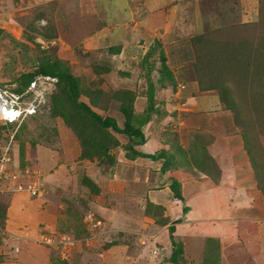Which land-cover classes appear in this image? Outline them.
<instances>
[{"label": "rangeland", "instance_id": "374dc122", "mask_svg": "<svg viewBox=\"0 0 264 264\" xmlns=\"http://www.w3.org/2000/svg\"><path fill=\"white\" fill-rule=\"evenodd\" d=\"M87 1L84 0L86 3ZM97 1L98 17L100 21H103L105 9L102 2L110 3L108 0ZM143 1L131 0L133 16L130 14L132 18L124 17L123 30L140 32V34L150 32L147 3ZM65 2L66 0H0V23L8 22L11 27L24 29V31H7L11 36L0 41V85H21L18 80L25 73L35 70L39 58L46 52L60 57V48L65 47L68 50L67 56L61 59L67 61L71 72L80 79L83 87L101 88L107 92L126 87L125 89L133 88L132 91L145 94L148 90L145 74L149 73L147 75H152L151 77L155 80L156 72L151 73V69L157 71L161 65L158 59L159 52L148 58L146 65L142 64L146 59L144 52L153 45L154 42L152 43L150 39L154 37L147 35L149 38L146 40L141 38L139 33L134 35L132 41H135L137 50L131 53L126 51L118 56H114V53L107 48L99 52L96 50L88 52L83 44L76 41V34L71 35L74 31L72 27L85 23L91 18L93 20L97 18L81 15V12L87 11V6L83 3L76 17L75 11L70 12L71 8L67 7ZM177 2L182 8L176 14H179L180 20L187 23L184 25L182 20L176 22L172 31H194V21L191 15H188L193 0H177ZM208 2H204L206 7L209 6ZM251 4V6L242 7L243 10L248 9L250 13L244 11V18L238 16L237 23L227 17L230 10L225 13L226 11L220 9V18H218L222 20L216 21L219 23L218 28L206 32L210 33L211 52L208 51L210 46H205V51L202 49L195 51L193 39L197 36H191L188 39L189 36L179 34L168 42L170 44L175 42V39L183 37L182 42L190 40L187 45L190 46L189 53L184 46L178 47L179 49L182 47L184 51L173 48L174 46L166 50L169 55L167 64L171 70L175 71L176 91L181 89L180 92L176 96L167 92L168 88L167 90L159 89L156 92L159 93L157 101L165 99V105L161 104L160 109L166 111L169 108V111L173 113V116L162 121L161 126L168 128L170 140L175 141L182 150H187L192 144H198L202 148L203 144H208L212 140V135L204 134L200 129L201 124L195 123L198 118L197 122L201 121L200 118L204 117L203 113L200 114L198 109L193 107V100L188 102L186 98L187 93L201 94L205 97L211 95L207 93L210 90H201L199 84L198 87L195 85L194 88H190L194 85L191 84L192 81L200 76L206 81L204 86H209L213 80L219 79L221 80L219 84L228 86L234 96L244 100L242 105L245 114L240 117V121L243 126L249 127L248 130L252 132L251 134L249 132V141L260 145L259 154L264 157V0H256ZM239 5L238 12L241 10V4ZM198 6L204 5L200 3ZM236 9L233 8L231 12L233 16ZM72 13L73 16H71ZM171 14L174 15V13ZM57 17H62L63 23L68 24L67 28L61 27V30L64 29L61 32L57 27ZM206 25L202 26V30L208 28ZM166 27L158 25L151 32L166 33V30L168 31ZM44 30L51 36L56 34L57 38L44 39L41 36ZM162 43L160 42L161 48ZM229 53L231 56L227 59ZM210 56L216 64L215 68L207 64ZM101 67H109L110 72H98L97 69ZM126 72L129 76L125 75ZM208 80L210 81L207 82ZM181 86H184V89ZM211 91L216 95L218 93L215 90ZM81 99L88 101L85 96ZM141 102L145 105V100ZM110 107L118 108L117 102ZM207 108L208 106L205 105L202 109L205 111L208 110ZM193 109L195 110L192 111ZM50 111V106L46 103L35 117L20 126H7L3 130L4 138L0 141V150L2 151L8 144L10 149L6 157L9 159L8 162L0 160V173L4 175V180L0 182V210H3L2 213L0 212V236L6 233L3 226L4 210L10 198L13 194L22 193L25 195L23 204H28L29 198L35 204L34 207L46 210L49 215L60 213L59 216H62V219L57 230L66 231V234L74 236L78 241L73 246V250L69 248L66 250L67 255L63 258L55 244L49 245L44 242L42 239V235H45V232H42L44 228L40 229L42 233L40 232L35 243L49 250L52 264L64 262L101 264L102 261L109 263L110 259L118 257L120 253L125 260L122 264H172L170 262L172 240L169 226H166L167 222L163 224L159 221L166 218L165 213L155 215L154 212L157 210H152L151 216H148L145 209L148 197L143 193L144 188H141V184L145 182L142 178L146 176V173L139 174L137 177L135 167L127 166L123 170L127 171L129 168L131 172L128 173L125 188L120 182L123 180L119 178L118 185L105 187L104 178L109 176L110 179H114L111 173L117 174L116 170L110 172V167L99 165L96 160L91 162L81 159V146L79 142L77 144L76 135L61 118H54ZM68 131L75 136L76 140L73 144H70L72 140L69 139ZM188 138L192 139L189 144ZM119 148L123 149V146L113 151ZM115 153L119 154V152ZM182 157L184 158L180 155V159ZM133 165L140 166L135 163ZM86 178L100 187L99 194H93L83 184ZM33 185L39 188L37 194L30 192ZM157 213L160 212L157 211ZM175 220L178 221V218ZM98 221L101 222L100 225L96 223ZM57 230L56 228L47 229V232L58 237ZM173 236L175 240L180 239L174 233ZM108 254L113 257H107ZM188 261V264L199 262ZM110 264L113 263L110 262Z\"/></svg>", "mask_w": 264, "mask_h": 264}, {"label": "crops", "instance_id": "0c3cea01", "mask_svg": "<svg viewBox=\"0 0 264 264\" xmlns=\"http://www.w3.org/2000/svg\"><path fill=\"white\" fill-rule=\"evenodd\" d=\"M80 1L66 0L65 5L71 8L70 12L75 11L77 17L83 3L87 6V11L81 12V15L97 18L94 20L91 18L93 21L87 20L85 23L72 27L74 31L71 32V35L76 34V41L83 44L88 52L95 50L99 52L103 48L110 49L112 47L120 48L119 52H113L114 56L124 54L126 51L134 52L137 50L135 48L137 45L135 41H132V38L139 33L140 37L142 36L141 38H146V40L149 38L147 35L154 37L150 39L152 43L155 40L163 42L162 51H165L166 57H169L166 51L168 47L184 46L189 53L190 46L187 45L191 36L205 34L218 28L219 23L216 21L220 18V9L226 11L225 13L230 10L227 17L237 23L239 21L238 16L244 18L243 12L249 11L248 9L243 10L242 7L251 6V3L256 0H193L188 15H191L190 17L194 21V31H172L173 25L182 20L178 18L179 14H176L182 8L177 0H170L171 2L169 0H144L145 4L147 3L146 9L148 10L150 27V32L146 31V34L123 30L124 17L132 18L133 16L131 0H108L110 4L102 2L105 9L103 21H100V17H98L97 0L89 2L86 0L87 3L84 0ZM165 2L166 4H164ZM204 2H208L209 6L206 7ZM200 3H203L204 6L199 7L198 4ZM239 4H241L240 13L238 12ZM233 8H237L234 16L231 13ZM60 19L61 21H59ZM182 21L184 25L187 23ZM56 22L60 32L64 30H61V27L67 28L68 26L67 22L63 23L62 17H57ZM203 23L204 25L207 24V29L202 30ZM158 25L167 26L168 31L166 30V33L163 31L151 32ZM191 25L193 26V24ZM15 27H11L8 22L0 23V28L6 31H24V29H20L21 27ZM179 34L180 36L184 34L189 36L188 39L185 38L188 41L182 42L183 37L178 40L175 39L173 43H168L169 40ZM181 49L178 48V50ZM182 50L184 51V49ZM147 51L145 50L144 54ZM59 52L60 58H63V56H67L68 50L61 47ZM171 71L175 75V71ZM128 72L125 73L126 76H129ZM191 84L194 85L190 88H194L195 85L198 87L197 80H193ZM181 87L184 89V86ZM167 88L169 89L167 92L173 93L175 96L181 90L179 89L177 92L170 86L163 89L167 90ZM128 89L133 90V88ZM207 93H211V95L205 97L201 94L187 93L186 98L188 102L193 100V107L195 106L200 114L203 113L204 117L200 118L201 121L197 122L198 118L195 123L201 124L200 129L204 134L212 135V140L208 144L205 143V148L218 166L219 175L207 174L206 171H199L187 164L162 171L164 157L157 160L137 157L131 160L126 157V151L119 148V150L112 151L117 158L115 165L110 167V172L116 170L117 174L111 173L114 179H110L109 176L104 178V186L118 185L119 178L123 180L120 182L125 188L128 173L131 171L129 168L127 171L123 169L127 166L135 167L134 171L137 177L139 174L146 173V176L142 178L145 181L144 184H141V188H144L142 191L148 197L149 202L164 208V216L168 219L166 226H169V229L171 226L175 227L174 234L180 237L176 241L184 244L185 259L199 261L198 264H202L208 240L212 239L217 241L220 246V264H264V193L258 187L255 170L251 164L240 129L235 123L234 115L224 108L216 93L211 90ZM137 94L134 103L135 111L136 113H143L148 106L147 97L146 94ZM157 94L159 95V93H156L155 100L158 112L152 115L151 121L144 128L146 142L143 145L135 146V149L143 154L151 155L164 152L167 156L175 155L176 159H180L178 148L175 146L177 144L170 140V134L167 133L168 128L161 126L162 121L173 116V113L169 111V108L166 111L160 109L161 104L165 105V99H159L160 102L157 101ZM142 100H145V105L142 104ZM117 105H119L118 102ZM205 105L208 106V110L204 111L202 108ZM100 113L103 116L115 118L118 126L123 128L124 117L118 108L109 107L107 111ZM110 131L113 133L111 129ZM68 133L70 134L69 131ZM68 133L66 132V135ZM72 134H70V138L67 136L72 140L70 144L76 140ZM113 134L122 146L128 143L129 138L126 135L115 132ZM188 139L189 144L192 139ZM78 142L77 139V144ZM115 152H119V154L117 155ZM183 159L182 157L181 161ZM133 163L141 167L133 165ZM101 186L103 185L101 184ZM142 191L138 190L141 193ZM24 197L25 195L22 193L13 194L4 211L3 226L6 233L0 236V261H2L0 264H52L49 250L35 242L39 238L40 229L44 228L42 232L45 234L48 233L47 229L56 228L57 230L62 216H59L60 213L49 215L46 210H39L36 206L34 207L35 204L29 198L28 204H23ZM173 218H178V221ZM109 256L113 257V255L108 254L107 257ZM107 257L106 259H108ZM110 262L113 264L124 263L123 254L120 253L118 257H113L109 263L102 261L101 264H110Z\"/></svg>", "mask_w": 264, "mask_h": 264}, {"label": "trees", "instance_id": "16d2710c", "mask_svg": "<svg viewBox=\"0 0 264 264\" xmlns=\"http://www.w3.org/2000/svg\"><path fill=\"white\" fill-rule=\"evenodd\" d=\"M7 36L10 37V33L0 28V41ZM41 36L47 40L57 38L56 34L51 36L46 30L41 33ZM209 36L210 33H205L198 35L193 39V47L195 48V51L201 49L205 51L204 47L210 46L211 43L209 41ZM208 48H210L208 51L211 52V46ZM109 51L119 52L120 48L112 47ZM156 52H159L158 59L161 62V65L157 71L151 69V73L156 72L155 80L151 77L152 75H147L149 73L145 74V76H147L148 84V90L145 93L148 106L143 113H136L135 111L134 103L138 95L136 91L123 88L107 92L101 88L83 87L80 79L71 72L67 61H64L60 57H56L54 53L49 52H46L45 55L39 58L35 70L22 75V78L18 80V82H21V85L18 86L16 91H23L38 75H47L57 79V89L49 98L50 100H48L47 106H50L51 115L54 118H61L66 126L76 135L81 146V159H87L90 161L97 160L99 165H106L108 167L114 166L116 163V157L113 155L112 151L121 146L119 140L113 134L115 132L124 134L129 138L128 143L123 146V150L126 151V157L128 159L134 160L137 157H144L151 160H157L164 157L162 171H166L167 169L182 164H187L189 167H195L199 171H206L207 174L214 173L219 175L220 170L214 159L210 157L205 148V144H203L202 148H200L198 144H192L187 150H182L178 147V144L175 145L178 148V154L185 158L182 161L181 159H176L175 155L167 156L164 152H161L158 155H151L143 154L135 149V146L143 145L146 142L144 128L151 121L152 115L158 112L155 100L156 92L167 85H170L173 90H176L177 87L174 74L167 64V57L164 51H162L161 44L158 40H155L153 45L148 49L143 64L146 65L148 58L153 56ZM207 54H205V57H207ZM201 55L202 54H200V56ZM227 56V59H229L231 56L230 53L227 54ZM212 58V56L209 57L207 64L215 68L216 64ZM98 69V72H110L109 67H101V69ZM196 80L201 90L217 91V95L224 108L231 111L234 115L235 123L239 129H241L240 131L245 142L246 150L255 170L258 187L264 193V157L259 154L260 145H258V143L253 144V141L250 143L249 132L250 134L252 132L248 130L249 127L246 125L243 126L240 121V117L245 114L242 105L244 100H241V97L239 100V98L234 96L233 91L228 86L224 87V84H219L218 82L221 81L219 79L213 80V83L209 86H204L206 81L200 76L197 77ZM209 81L210 80L207 82ZM82 96H85L88 101L82 100ZM114 102L119 103L118 110L124 117L123 128L118 126L115 118L103 116V114L100 113L101 111H107ZM7 126L13 125L5 126L0 124V141L4 138L3 130L6 129ZM1 154L2 151L0 150V156ZM188 161L190 162L189 164L187 163ZM83 184L88 187L93 194L97 195L100 193V188L94 181H91V179L86 178ZM152 210L160 212H154L155 215H157L161 214V212L164 211V208L148 201L146 206L148 216H151ZM0 212L2 213L3 210L1 209ZM159 221L164 224L168 222V219L164 218ZM169 230L172 240L170 262L172 264H188L187 260L184 258V244L180 241H176L173 236L175 227L171 226ZM66 233V231H58L59 235ZM219 261L220 246L217 241L210 239L208 240L204 252L202 264H220ZM61 264L68 263L64 262Z\"/></svg>", "mask_w": 264, "mask_h": 264}, {"label": "built area", "instance_id": "2783aa9c", "mask_svg": "<svg viewBox=\"0 0 264 264\" xmlns=\"http://www.w3.org/2000/svg\"><path fill=\"white\" fill-rule=\"evenodd\" d=\"M56 87L57 79L46 75L36 76L21 92L15 91V85H0V122L2 124L17 122V126L21 125L29 116L37 113L46 104ZM8 145L2 149L1 161L8 162L9 160L6 158L10 149ZM2 180H4V175L0 173V182ZM31 188L30 192L32 191L33 194H37L39 191L35 185ZM96 223L100 225L101 222ZM42 239L49 245L55 244L63 258L67 255L66 250L68 248L73 250V246L78 242L75 237L66 234L58 237L45 234L42 235Z\"/></svg>", "mask_w": 264, "mask_h": 264}, {"label": "clouds", "instance_id": "9594fccd", "mask_svg": "<svg viewBox=\"0 0 264 264\" xmlns=\"http://www.w3.org/2000/svg\"><path fill=\"white\" fill-rule=\"evenodd\" d=\"M46 76H47V75H46ZM53 78H54V77H53ZM10 85H15V84H10ZM15 87H16V88H15V91H16V90L18 89V85H15ZM25 89H26V88H25ZM56 89H57V87H56ZM55 91H56V90H55ZM55 91H54V92H55ZM16 92H18V91H16ZM54 92H53V93H54ZM53 93H52V94H53ZM52 94H51V95H52ZM51 95H50V97H51ZM50 97H49V98H50ZM49 98H48V100H49ZM48 100H47V101H48ZM46 103H47V102H46ZM39 111H40V110H39ZM39 111H37V113H38ZM37 113H35V114L32 115V116H29L25 121L29 120L30 118L35 117V116L37 115ZM25 121H24V122H25ZM24 122H23V123H24ZM23 123H22V124H23ZM0 124H1V125H5V126H6V125L17 126V122H14V123H8V124H2V123L0 122ZM19 126H20V125H19ZM47 234H48V233H47ZM71 236H72V235H71ZM73 237H74V236H73Z\"/></svg>", "mask_w": 264, "mask_h": 264}]
</instances>
